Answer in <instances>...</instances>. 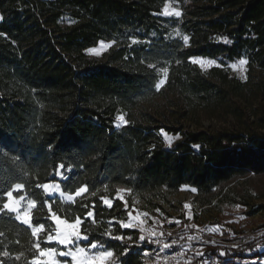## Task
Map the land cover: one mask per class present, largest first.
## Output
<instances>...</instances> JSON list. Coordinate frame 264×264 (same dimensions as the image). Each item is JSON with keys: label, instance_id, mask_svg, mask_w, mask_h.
<instances>
[{"label": "trees", "instance_id": "16d2710c", "mask_svg": "<svg viewBox=\"0 0 264 264\" xmlns=\"http://www.w3.org/2000/svg\"><path fill=\"white\" fill-rule=\"evenodd\" d=\"M167 2L182 15L163 16ZM0 17V193L23 184L14 195L36 201L33 225L55 231L50 205L69 222L80 217L89 237L82 246L99 242L120 264H145L153 245L104 235L137 234L119 223L132 196L167 200L189 186L209 206L236 180L264 175V0H0ZM100 42L110 47L92 58L87 50ZM195 58L219 63L204 70ZM244 58L247 79L227 67ZM120 115L127 123L117 126ZM203 117L219 124L204 127ZM163 131L178 138L169 145ZM59 164L71 166L69 179L54 175ZM51 182L66 194L87 191L72 202L37 187ZM118 188L130 191L128 207ZM39 239L42 249L56 247L46 233ZM36 240L14 214L0 213V264H31ZM251 248L224 247L223 258ZM214 250L183 264H206Z\"/></svg>", "mask_w": 264, "mask_h": 264}, {"label": "rangeland", "instance_id": "374dc122", "mask_svg": "<svg viewBox=\"0 0 264 264\" xmlns=\"http://www.w3.org/2000/svg\"><path fill=\"white\" fill-rule=\"evenodd\" d=\"M165 6L168 7L169 12H171L173 8H176L181 12L179 4L176 2H167ZM165 6L163 7L162 15L166 17H176L175 15H165ZM109 47V42H103V47L100 42L97 46L92 47L97 48L101 52L100 55L89 53L88 50L87 53L92 58L101 59L102 55L109 49ZM194 60L203 61L204 70H208L211 66L218 65L219 63L216 60L206 58H195ZM240 60L230 62L227 67L232 74L242 78V76L247 75L248 61L244 58L247 63L245 65H240ZM210 61H215V63H209ZM197 63L200 65L199 62ZM233 64L237 65L236 69L231 67ZM165 80L166 73L163 72L160 79V81H163L161 86L165 83ZM156 103L160 105L162 111L166 112L167 105L162 98H158ZM121 116L123 115H120L119 117ZM119 117L116 125L125 124L119 119ZM123 118L126 120L124 116ZM165 122L167 124H176L175 117L173 116H169ZM212 124L218 125L219 122H215L206 117L201 119V125L204 127H209ZM186 126L195 128V124L191 122H186ZM165 134L168 137H178L163 131L164 140L167 144L169 143L165 139ZM175 139L176 138L172 139V142ZM56 183L59 182H51L50 184ZM193 189L194 188L189 186H184L177 194L170 196L167 200L153 195H146L145 197L136 195L132 196L133 205L130 208L129 213H131L132 222L139 225V227L130 228L137 230V234L132 236V244L137 245L135 242L138 240L139 236L143 234L145 235L146 240L142 244L137 245L139 247H143L144 245L145 247H148L149 244L153 245V247L156 245H162L164 247L165 244H168L170 247L178 251H180L183 246L187 248L190 247L191 249V246L195 241L204 242L205 240V242H209L210 234L207 233V228L210 227V225H213V221H215L217 223L215 225L220 230L217 234H215L216 232L214 231L211 235L216 239H221L220 241L231 240L236 248H240L241 246H244V244L250 242L252 248L256 249L257 253L261 252V249L264 248V175L251 174L246 178L236 180L229 184L223 189L221 195L213 200L211 207H208L207 210L200 215H195V210L193 209V206L196 203V190L193 191ZM118 191L119 194L123 196V201L127 202L126 204L124 203L125 207H128L129 203L126 200V197L130 194V191L125 188H118ZM72 196L74 199L76 198L75 194ZM62 198L67 200V194ZM28 201L26 200L21 203L26 205ZM237 205H239V207H237ZM218 218H221L222 220H218ZM129 219L130 217H128L125 223H128ZM141 227L145 230L143 233L140 231ZM195 234H200V236L195 237ZM149 235H152V240H158L159 243H149L147 240ZM135 237L137 238L135 239ZM173 241H175V243H173ZM238 243L241 244L237 245ZM218 245L222 247H216L219 248L213 255V257H215L213 260L215 264H223V262L226 261V259L223 258L226 252L223 249V244L218 243ZM204 250L209 252L213 251V249L210 248H205ZM92 251L96 250L93 249ZM243 252L244 250L240 249L236 256H240ZM182 255L183 257L186 256L184 252ZM252 257L255 258V256ZM113 261H115V255L112 258V262ZM250 264L260 263L254 261L252 263L250 262ZM261 264H264V260Z\"/></svg>", "mask_w": 264, "mask_h": 264}, {"label": "snow or ice", "instance_id": "6c2138e0", "mask_svg": "<svg viewBox=\"0 0 264 264\" xmlns=\"http://www.w3.org/2000/svg\"><path fill=\"white\" fill-rule=\"evenodd\" d=\"M165 15H175L176 17H180L182 13L176 9L173 8L171 12H169L168 7L165 6L164 9ZM0 19H3V17H0ZM177 35H179V32H177ZM225 42H227V38H224ZM183 40L185 43L188 41V37L184 36ZM135 42V41H134ZM101 46L103 47V42H101ZM89 53L100 55L101 52L97 48H91L88 49ZM199 62L200 66L203 68L204 63L203 61H194ZM209 63H215V61H210ZM247 63L246 60L241 59L239 61L240 65H245ZM233 69L237 68L236 64L231 65ZM243 79H247L246 76H242ZM163 81H160L156 85V89L159 90L161 84ZM121 121L124 123H127L126 120H124L123 116L119 117ZM119 126V125H117ZM178 138V137H168L165 134V139L169 143V145L172 142V139ZM199 147V146H196ZM65 171L68 173H71L73 169L71 166H69L66 170L64 168L63 164L57 165V168L55 170L54 175L58 180H67L69 179V176L65 175ZM37 187L44 189L45 193L47 195H51L54 192H60V195L63 197L66 194L61 191L60 184H49L45 183L42 185H37ZM24 188L23 184H15L14 187L11 188V190H5L3 193H0V199H4L5 202L0 206V213H4L7 211L8 213L14 214V219L17 221H20L22 224L28 226L31 229V233L33 237H37L36 243L34 245L35 249L38 250L39 256L35 257L33 261H31V264H41L40 257L50 256L52 257L50 260H47L45 264H60V262L56 259L57 256L60 257H71L72 264H113L112 258L114 256L113 251L108 250L104 244L99 242L90 241L88 248L81 247L80 242L81 241H88L89 237L87 235H82L81 231L79 229V225L83 223V221L80 219V217H76V219L69 223L65 219H61L55 212H52L51 206L49 205V213L50 215L47 217V219L53 221L55 223V235L52 234L51 231L45 229V225L43 223H38L37 225H33L32 223V217L30 215V209H33L36 207V201L35 200H29L26 205H23L21 202L25 200V196H15V192H19ZM87 191V187H81L76 189V196H80L82 193ZM195 191V189H193ZM95 195V193H93ZM117 198L120 200H123V196L119 194V191L117 193ZM67 200L74 202V197L72 195H67ZM102 202L108 206L111 207V201L101 197ZM126 204V202H125ZM87 207V205H85ZM95 205H93V208ZM187 207V205H186ZM239 207V205H237ZM93 212L89 210L86 214L85 219L88 217H92ZM129 222L125 223L123 221H120V227L121 228H135L139 227V225L135 224L131 220V213H129ZM64 227H61V226ZM141 233H143L145 230L141 227L140 228ZM46 233V240L45 243H51L52 241H56L59 245H62L66 248L65 251H59L57 252L56 248L48 247V248H41V241L39 239L40 235ZM105 236L109 237L112 240H119V241H128L132 242L133 237L132 236H113L112 230L109 229L107 232L104 233ZM154 235V234H152ZM152 235H149L147 237V240L149 243H159L158 240L154 241L152 240ZM146 240L145 235L141 234L138 238V240L135 242L137 245L142 244ZM175 243V241H173ZM132 247V244L129 243L126 247H124V252L122 255H127L129 253L130 248ZM170 245L165 244L164 248H169ZM95 249L96 251H92ZM80 254L79 258L78 255ZM147 254V253H145ZM3 255L7 256L8 253L4 252ZM19 258V257H17ZM67 264V262H65Z\"/></svg>", "mask_w": 264, "mask_h": 264}, {"label": "crops", "instance_id": "0c3cea01", "mask_svg": "<svg viewBox=\"0 0 264 264\" xmlns=\"http://www.w3.org/2000/svg\"><path fill=\"white\" fill-rule=\"evenodd\" d=\"M60 189L63 192L61 185H60ZM67 195H70V194H67ZM50 196L51 197H53V196H59V197H61L60 196V192L52 193ZM25 201H26V196H25V200L22 201V203L25 202ZM32 210L33 209H30V215H31V217H32ZM61 219H63V218H61ZM69 223H71V222H69ZM61 227H64V226L62 225ZM79 229H81V224L79 225ZM219 230L220 229H218V227L215 224L210 225V227L207 228V231L208 232H213L214 233V231H215L216 232L215 234H217L219 232ZM52 234L55 235L56 234L55 231ZM82 235H84V234H82ZM199 236H200V234H195V237H199ZM210 236H212V235H210ZM81 242H83V241H81ZM51 243L56 244V247L55 248L57 249V252H59V251H65L66 250V248L64 246L59 245L56 241H52ZM218 243L223 244L224 245L223 248L224 247H234V248H236V246L234 245V243L231 242V240H227L225 242H223V240H222L221 242H218ZM218 243H212L210 241L209 242H205V240H204V242L195 241L194 244L191 246V249H190V247L187 248V247L183 246L180 251H181V253L184 252L185 255L189 254V256H190V254H194V253L200 254V253L203 252V250L205 248H207V249L210 248V249H215L216 250V247L219 246ZM241 243H238L237 245H240ZM80 246H82V245L80 244ZM219 247H222V246H219ZM242 247L243 246H241L240 248H242ZM85 248H88V247H85ZM188 251H190V252H188ZM150 252H151V250L145 252V253H147V254H145L147 256V260H146L145 264H151ZM77 255H78V258H79L80 254H77ZM213 255L211 256L210 259H208L206 261V264H215L214 263V260H213V259H215V257H213ZM252 256H255L256 259L254 257H252ZM51 258L52 257H50V256H45V257H40V260H41V262H44L45 263L47 260H50ZM56 259L60 262V264H65V262H67V264H72L71 257H60V256H57ZM263 260H264V248L261 249V252L260 253H257L256 249L251 248V249L245 250L243 252V254H240V256L227 257L226 258V261L224 260L225 262H223V264H242V263H244V264H250V262L252 263L254 261L255 262L258 261V263L261 264V263H263ZM185 261H186V256L183 257V263ZM113 264H120V262L117 260V257H115V261H113Z\"/></svg>", "mask_w": 264, "mask_h": 264}, {"label": "built area", "instance_id": "2783aa9c", "mask_svg": "<svg viewBox=\"0 0 264 264\" xmlns=\"http://www.w3.org/2000/svg\"><path fill=\"white\" fill-rule=\"evenodd\" d=\"M208 207H211V205L201 206L199 203L196 202L195 205L193 206V209L195 210V215L203 214V212L207 210ZM218 220H222V219L218 218ZM213 223L217 224L215 221H213ZM208 233L211 235V233L213 232H208ZM209 241L212 243L221 242L220 240L216 239L214 236H210ZM150 256H151V264H182L183 263V256L181 251L175 250L172 247L164 248L162 245H156L151 249Z\"/></svg>", "mask_w": 264, "mask_h": 264}, {"label": "water", "instance_id": "95a60500", "mask_svg": "<svg viewBox=\"0 0 264 264\" xmlns=\"http://www.w3.org/2000/svg\"><path fill=\"white\" fill-rule=\"evenodd\" d=\"M127 203V202H126Z\"/></svg>", "mask_w": 264, "mask_h": 264}]
</instances>
